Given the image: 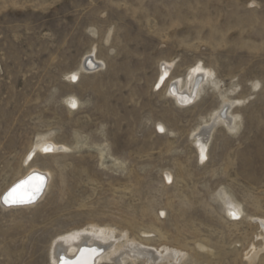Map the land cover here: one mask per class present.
Instances as JSON below:
<instances>
[{
  "label": "rangeland",
  "instance_id": "obj_1",
  "mask_svg": "<svg viewBox=\"0 0 264 264\" xmlns=\"http://www.w3.org/2000/svg\"><path fill=\"white\" fill-rule=\"evenodd\" d=\"M93 52L103 69L79 70ZM163 62L174 67L157 88ZM198 64L215 73L221 95L235 88L231 97L245 99L239 136L219 126L204 163L190 134L219 107V94L207 86L183 109L166 95L171 79ZM71 95L80 102L72 110ZM46 134L85 145L38 157L54 173L33 209L0 207V264H49L51 243L90 225L150 232L158 252L165 243L185 253L172 264H247L259 231L245 218H264V0H0V195ZM70 172L82 176L74 199ZM219 188L243 205L240 221L220 211Z\"/></svg>",
  "mask_w": 264,
  "mask_h": 264
},
{
  "label": "bare ground",
  "instance_id": "obj_2",
  "mask_svg": "<svg viewBox=\"0 0 264 264\" xmlns=\"http://www.w3.org/2000/svg\"><path fill=\"white\" fill-rule=\"evenodd\" d=\"M109 37L110 35L106 37V43ZM88 59V67H85V63ZM104 66V63L99 60L93 52L85 57L79 70L96 73L100 72ZM173 67L174 64L172 62H163L161 64L156 79L157 88L165 85L173 71ZM78 72L73 71L66 77L70 81H75L78 78ZM252 84V90L255 92L257 84L255 82ZM207 86H210L214 92L219 94L220 104L218 105L219 107L211 112L206 120L201 121L202 123L190 134L192 139L191 144H193L195 148L196 156L200 163H204V161L207 160L209 143L215 130H217L219 126H222L230 137L236 138L239 136L243 121L241 114L238 113L237 110L244 105L245 99H235L231 97L236 91L235 88L228 90L227 93L225 91L226 94L224 93V95H221L222 93H219L221 92L219 91V81L215 77V73L210 68L204 67L201 64L189 68L184 76L171 79L166 86V95L181 109L195 106L203 95L204 88ZM65 101L70 110L74 107L78 108L80 105L79 100L72 95L69 97L67 96ZM156 126L162 131L166 130L162 123H158ZM84 145L85 144L81 142L79 144L77 143L74 148H71L63 144L55 143L50 135H38L31 149L25 156L24 172L1 193L0 207L8 211H27L33 209L51 189L54 173L51 168L38 166L36 164L38 157H53L57 154L67 155L70 154L72 150L83 147ZM104 152L105 150L103 149L98 150L101 160L105 158ZM107 155L111 154L108 152ZM109 160L111 161L112 159ZM121 162L119 159H115L114 167H120L123 163ZM162 173L164 174V184L168 186L172 179L171 172L169 170H163ZM40 175L43 177H40ZM44 178L46 180V187L40 197L34 201L38 196L39 191H37V189L40 190ZM68 180L73 191L71 193V198L74 199L76 197V190L80 188L82 176L70 172L68 173ZM12 187L14 188L8 192ZM5 193H7V195L3 199L2 204L1 198ZM29 198H31L30 203L11 202L13 200H28ZM213 199L217 203L220 211L228 219L231 221H240L242 219L243 205L235 198L232 192L225 188L216 189L213 193ZM245 221L251 225H256L259 231L257 235L259 237V245H252L250 251L245 256L247 264H255L259 255L264 253V218L249 215L246 216ZM112 228L108 226L99 227L97 225H90V228L83 232L73 233L54 241L47 250L48 263L96 264L100 260H112L113 262L115 261L114 257L119 254V257L123 256L124 258H120V263L117 261V263L114 262L115 264H124L125 261H129L130 264H138L137 262H139V264H172V262L181 261L185 257L183 251L171 249L167 247L165 243L161 244L162 252H158V247L152 244L150 245L151 242H148V235L150 232L141 230L137 233L133 228L121 227L122 230L117 234L119 229ZM153 247H156V249ZM103 249H105L104 254H102L100 258H97L102 253ZM195 256L197 257L198 254H195ZM74 258L77 259L73 263L66 262ZM205 264L210 263L205 262Z\"/></svg>",
  "mask_w": 264,
  "mask_h": 264
},
{
  "label": "snow or ice",
  "instance_id": "obj_3",
  "mask_svg": "<svg viewBox=\"0 0 264 264\" xmlns=\"http://www.w3.org/2000/svg\"><path fill=\"white\" fill-rule=\"evenodd\" d=\"M73 106H75V105H73ZM37 191H39V189H37ZM11 202H13V203H30L31 202V198H29L28 200H20V201L13 200Z\"/></svg>",
  "mask_w": 264,
  "mask_h": 264
},
{
  "label": "water",
  "instance_id": "obj_4",
  "mask_svg": "<svg viewBox=\"0 0 264 264\" xmlns=\"http://www.w3.org/2000/svg\"><path fill=\"white\" fill-rule=\"evenodd\" d=\"M88 62H89V59H88L87 62L85 63V67H86V66L88 67V65H87ZM37 199H38V197H36L34 201H36Z\"/></svg>",
  "mask_w": 264,
  "mask_h": 264
}]
</instances>
